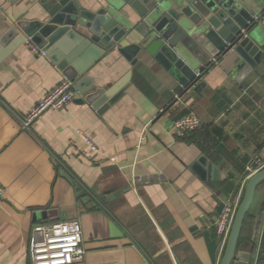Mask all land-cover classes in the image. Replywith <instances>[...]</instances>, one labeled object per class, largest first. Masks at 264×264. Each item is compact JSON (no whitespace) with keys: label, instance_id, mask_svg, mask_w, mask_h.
<instances>
[{"label":"crops","instance_id":"1","mask_svg":"<svg viewBox=\"0 0 264 264\" xmlns=\"http://www.w3.org/2000/svg\"><path fill=\"white\" fill-rule=\"evenodd\" d=\"M39 1L0 0V36L19 20H41ZM78 1L92 11L109 4ZM118 8L136 23L130 7ZM259 22L252 41L261 61L244 75L231 59L216 62L201 76L198 91L181 86L144 50L131 65L118 48L136 45L133 31L85 74L94 87H108L130 72L118 101L98 114L88 103L79 104L75 91L72 102L46 110L27 131L12 111L25 113L64 76L24 43L2 59L0 264H32V227L73 219L80 221L85 250L83 261L74 264H220L223 251L212 221L223 201L243 196L246 168L256 159L264 162V16ZM189 112L201 127L175 136L172 123ZM208 127L216 133L206 138ZM78 130L94 141L95 152ZM201 156L218 178L194 172ZM115 192L120 195L101 201ZM263 196L264 182L244 240ZM254 246L250 264H264V211Z\"/></svg>","mask_w":264,"mask_h":264},{"label":"water","instance_id":"2","mask_svg":"<svg viewBox=\"0 0 264 264\" xmlns=\"http://www.w3.org/2000/svg\"><path fill=\"white\" fill-rule=\"evenodd\" d=\"M123 4L137 14L136 23L128 19L123 9L116 10ZM39 5L44 9L41 20H19L6 27L0 36V61L28 39L45 51L48 60L73 83L80 96L76 101L88 103L98 114L118 101L128 86L130 72L108 87H94L85 74L133 31L139 36L136 45L118 48L131 65L136 63L137 52L144 50L181 86L193 91L204 86L199 80L216 62L231 59L244 75L261 61V51L252 38L255 26L264 16V0H109L106 7L96 11L85 8L78 0H40ZM192 169L202 179L219 176L204 156ZM59 173L73 182L67 172ZM263 182L264 168L246 181L220 264L251 263L264 196L256 207L249 240L238 243V239L257 187ZM119 195L115 192L101 197V201ZM40 214L45 218L44 212Z\"/></svg>","mask_w":264,"mask_h":264},{"label":"built area","instance_id":"3","mask_svg":"<svg viewBox=\"0 0 264 264\" xmlns=\"http://www.w3.org/2000/svg\"><path fill=\"white\" fill-rule=\"evenodd\" d=\"M27 46L36 56H44L45 51L38 49L28 39H25ZM75 98L73 83L65 78L52 87L45 95L23 114L12 111L15 119L19 122L22 130L30 129L35 118L48 109L60 110L65 105L72 102ZM175 99L178 100L177 95ZM201 121L195 113L188 114L176 119L172 123V130L175 136L184 137L201 127ZM78 137L92 151H96L94 141L81 131L76 132ZM264 168V162L259 159L254 161L252 166L246 168L247 172L244 180H248L258 170ZM5 188L0 184V196ZM239 198H227L223 201L220 211L215 215L212 221L220 243V247L226 243L231 230V224L234 219ZM32 237L30 240L29 251L32 264H74L82 262L85 256V250L82 247L83 237L79 219L66 221H49L48 223L35 224L31 229Z\"/></svg>","mask_w":264,"mask_h":264},{"label":"trees","instance_id":"4","mask_svg":"<svg viewBox=\"0 0 264 264\" xmlns=\"http://www.w3.org/2000/svg\"><path fill=\"white\" fill-rule=\"evenodd\" d=\"M208 129V131H206L204 134L206 135V138H208V137H210V134H215L216 133V131H215V129L214 128H212V127H208L207 128ZM194 132V131H193ZM182 138H184V137H182ZM241 199H242V197H241ZM241 199H239V202L241 201ZM239 204V203H238ZM252 219V217H251V215L250 214H248L247 216H246V218H245V220H244V222H243V225H242V231H241V233H240V236H239V239H238V243H241L243 240H244V230H245V225H246V223H247V221H248V219ZM251 229H252V227H250ZM250 229V230H251ZM249 238H250V235H249V237L247 238V240H249ZM256 241V240H255ZM218 244L220 245V243H219V239H218ZM254 244H255V242H254ZM255 247V246H254ZM224 246H223V248H222V251H224Z\"/></svg>","mask_w":264,"mask_h":264},{"label":"rangeland","instance_id":"5","mask_svg":"<svg viewBox=\"0 0 264 264\" xmlns=\"http://www.w3.org/2000/svg\"><path fill=\"white\" fill-rule=\"evenodd\" d=\"M252 205H253V203H252ZM252 207V206H251ZM252 211V213H253V211H254V209L253 210H251Z\"/></svg>","mask_w":264,"mask_h":264}]
</instances>
